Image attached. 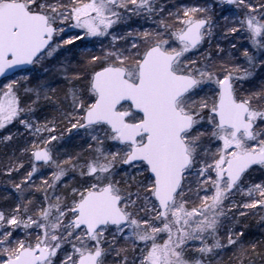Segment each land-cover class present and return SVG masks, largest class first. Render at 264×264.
I'll return each mask as SVG.
<instances>
[{"label":"snow or ice","instance_id":"snow-or-ice-1","mask_svg":"<svg viewBox=\"0 0 264 264\" xmlns=\"http://www.w3.org/2000/svg\"><path fill=\"white\" fill-rule=\"evenodd\" d=\"M0 264H264V0H0Z\"/></svg>","mask_w":264,"mask_h":264},{"label":"rangeland","instance_id":"rangeland-1","mask_svg":"<svg viewBox=\"0 0 264 264\" xmlns=\"http://www.w3.org/2000/svg\"><path fill=\"white\" fill-rule=\"evenodd\" d=\"M249 225H250V230L253 232L257 231V227H256V220L255 219H251L248 221Z\"/></svg>","mask_w":264,"mask_h":264}]
</instances>
